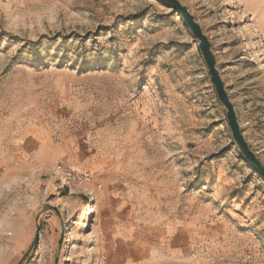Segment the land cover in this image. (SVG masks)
Masks as SVG:
<instances>
[{"label":"rangeland","instance_id":"1","mask_svg":"<svg viewBox=\"0 0 264 264\" xmlns=\"http://www.w3.org/2000/svg\"><path fill=\"white\" fill-rule=\"evenodd\" d=\"M176 1L264 169V0ZM0 264H264V178L171 7L0 0Z\"/></svg>","mask_w":264,"mask_h":264},{"label":"water","instance_id":"2","mask_svg":"<svg viewBox=\"0 0 264 264\" xmlns=\"http://www.w3.org/2000/svg\"><path fill=\"white\" fill-rule=\"evenodd\" d=\"M162 4L171 7L175 10L178 15L181 16L183 21L186 23L190 31H192L193 36L199 41V46L201 47L202 56L204 62H206L207 70L209 77H211V82L214 86L215 93H217V97L219 101L222 103L224 108L227 109V123L229 124L232 139L236 142L241 155L244 156L250 168L256 171L261 177L264 178V169L261 168L259 162L257 161L254 154H252L248 146L246 145L244 139L241 136L239 125L236 123V116L234 109L232 108L226 92H224L223 84L221 78L215 70V61H213V57L210 51V46L207 43L205 36L202 31L194 22L193 18L187 13L185 8H182L176 0H157Z\"/></svg>","mask_w":264,"mask_h":264},{"label":"built area","instance_id":"3","mask_svg":"<svg viewBox=\"0 0 264 264\" xmlns=\"http://www.w3.org/2000/svg\"><path fill=\"white\" fill-rule=\"evenodd\" d=\"M55 172L62 179L64 178L68 183H71L75 186L85 185L91 182V175L86 172L73 171L64 164L56 166Z\"/></svg>","mask_w":264,"mask_h":264},{"label":"bare ground","instance_id":"4","mask_svg":"<svg viewBox=\"0 0 264 264\" xmlns=\"http://www.w3.org/2000/svg\"><path fill=\"white\" fill-rule=\"evenodd\" d=\"M91 212H92V210H91V209H88V211H87L86 215H89V214H91ZM85 220H86V219H85ZM84 226L86 227V224H85Z\"/></svg>","mask_w":264,"mask_h":264}]
</instances>
